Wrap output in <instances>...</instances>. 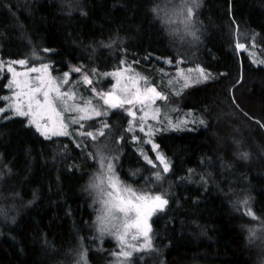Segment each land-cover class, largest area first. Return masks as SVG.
I'll use <instances>...</instances> for the list:
<instances>
[{
	"label": "trees",
	"instance_id": "1",
	"mask_svg": "<svg viewBox=\"0 0 264 264\" xmlns=\"http://www.w3.org/2000/svg\"><path fill=\"white\" fill-rule=\"evenodd\" d=\"M181 1L0 0V61L37 50L54 73L204 69L209 79L167 98L203 123L153 136L167 172L147 146L139 151L123 115L94 119L89 130L109 133L124 183L168 201L151 220L153 250L142 264H264V65L236 50L233 33L253 34L264 58V0H193L188 31L163 15ZM7 84L0 70V97ZM8 116L0 115V264H73L83 249L90 264H106L92 252L93 155Z\"/></svg>",
	"mask_w": 264,
	"mask_h": 264
},
{
	"label": "snow or ice",
	"instance_id": "2",
	"mask_svg": "<svg viewBox=\"0 0 264 264\" xmlns=\"http://www.w3.org/2000/svg\"><path fill=\"white\" fill-rule=\"evenodd\" d=\"M184 10L187 16L191 17L193 9L186 7ZM237 47L243 48L244 45L238 44ZM27 64L28 62L23 59L9 62L0 61V70L11 74L10 81L7 84V88L11 90V95L0 97V100L8 101L6 106L0 107V115L10 111L12 115L4 117L5 119H10L12 116L26 117L27 125L34 126L45 138L69 135V124H79L80 129H83L84 124L81 123L82 121L107 114L106 111H101L103 105H107L109 108H124L127 115L132 117L128 130L133 131V124L138 120L140 131L144 132L147 120L149 118L155 120L159 115V107H154L156 101L167 100V96L163 92L157 91L155 86L149 85L144 77L135 74L124 78L123 71L118 70L114 73L105 74L116 79L115 85L108 91H97L95 87L92 88L93 98L98 97L103 101V105L97 106L93 104L92 99L78 97L71 86L69 89L61 91V86L68 83L69 72H65L59 83H57L48 74V65L27 67ZM14 65H18L25 70L18 71ZM128 70H130V66H128ZM71 71L80 72L81 69L73 68ZM193 72L199 74L196 80L191 77ZM32 73L38 75L31 76ZM209 78V74H206L204 69L199 67L187 70L178 69L175 80H170L169 84H175L183 80V84L177 89V94H179L191 83H198ZM141 80H144L143 85L140 83ZM83 82L88 85L92 84V80L86 74L83 76ZM78 99L83 102H77ZM125 105L130 107L125 108ZM65 113H76V115L68 116L66 121ZM137 113L141 114L138 116ZM179 123L183 124L187 121H180ZM200 123H203V121H200ZM107 126V123L103 124V127L106 128ZM261 126L264 127V125ZM152 131L153 129L149 125L146 135L151 136ZM78 134L86 135L92 139L97 138V134L91 131H80ZM98 135H103V128L99 130ZM146 142L151 143L154 150L158 148V145L152 143L151 139ZM156 159L160 160L163 164V171L167 172L169 166L163 155L157 153ZM105 161L106 158L101 156L99 160L101 171L95 177L96 182L93 183L92 187L104 191L101 186L106 183L107 188H110L111 191L105 192L107 199L104 200V214L97 219L101 225V233L110 231L105 226L111 223V228L115 231H110V234H114L121 244L120 255L128 257L131 253L125 251L124 248L136 249L137 247L131 243L132 241L140 240L142 237L143 246L150 247L149 232L151 228L148 220L157 209L162 211L168 201L162 195L122 185L115 176L113 165ZM148 162L152 163L151 160ZM153 166L155 167V165ZM160 178V173L157 172L156 179L159 180ZM116 213L121 215L117 216Z\"/></svg>",
	"mask_w": 264,
	"mask_h": 264
},
{
	"label": "rangeland",
	"instance_id": "3",
	"mask_svg": "<svg viewBox=\"0 0 264 264\" xmlns=\"http://www.w3.org/2000/svg\"><path fill=\"white\" fill-rule=\"evenodd\" d=\"M62 1V0H60ZM174 5V6H173ZM186 7H191L193 9L192 15L191 17L187 16L186 11L184 10ZM165 9L168 12L167 14V22L169 21V23L172 25V27L174 29L177 30H181V31H186L188 29V26L192 25V22H194V5H193V0H183L181 2H179L178 4H173L171 3V5L169 6H165L163 9V15H165ZM237 29V30H236ZM188 31V30H187ZM234 45L236 47L237 51H243L245 53H247L253 60V62H255L256 64H261L264 65V58L260 57L257 53H256V45H255V37L253 34L248 33V32H244L243 30H239L238 27L234 28ZM238 44H242L244 45L243 48H238L237 45ZM36 52V53H34ZM28 59H24L28 62L27 67H40L42 64H46L43 58V52H38L37 50H33L29 55H28ZM9 62V61H8ZM163 63L165 65H168V61L167 60H163ZM18 71H24L25 69L20 68L18 65H14ZM73 68H80L81 71L80 72H73L71 71V69ZM200 68V67H199ZM48 69H49V75L55 79L57 81V83H59L60 79L64 76L65 72H69L70 73V77L68 80L67 84H63L61 86V91L67 90L69 89V87H72V90L75 91L77 93L78 97H83L84 99H92V102L94 105L97 106H101L103 105V101L101 99H99L98 97L93 98V94H92V88L95 87L97 91H108L113 85H115L116 83V79L113 78L112 76H106V73H114L116 71H123V76L124 78H127L128 76H132L135 74H139L140 77H144L147 81V83L151 86H155L157 88V91H161L163 92L164 95L167 96V98H171L174 95H179L177 94V89L180 88V86L183 84V80H180L178 83L175 84H169L170 80H175L176 78V73L177 70L180 69H175L174 71H168L166 69H158L155 71H146V70H142V69H138L135 66H130V70H128V66H123L121 69H117V70H111V71H106L100 74H95V73H89L88 71H85L83 68L81 67H71L69 70L62 72V73H54L52 72V69L49 67L48 65ZM189 69V68H187ZM184 69V70H187ZM195 69V68H193ZM206 73V72H205ZM88 75L89 78L92 80V84L88 85L85 84L83 82V76L84 75ZM207 74V73H206ZM38 75L37 73H32L31 76H36ZM198 73L193 72L191 73V77L193 80H196L198 77ZM11 78V74L8 73V83L10 81ZM141 85L144 84V80H141ZM193 83L190 84V86ZM186 89V88H184ZM183 89V91H184ZM11 95V90L7 88V94L6 96H10ZM5 106L7 105L8 101L5 100ZM77 102L82 103V100H77ZM130 107L129 105H125V108ZM154 107H159L160 111H159V115L157 117V119L153 120V119H148L146 124H145V131L141 132L140 128H139V121L137 120L136 122H134L133 126H134V130L133 131H129V124L130 122H132V117L127 115V112L125 111L124 108H109L107 105H103V107L101 108V111H106L108 115L111 112H117L121 115H123L124 117L127 118L126 123V129L127 132H129L132 135L133 140L137 143V147L139 148V151L143 152L145 151L146 146L149 148V150L152 152H154L155 157L157 156V153H159L157 151V149H153L152 148V144L151 143H147L146 141H148L149 139H151L152 143H154L153 141V136L155 134H157L158 132H160L161 130H171V131H175V132H180V131H186V130H194L196 129L201 123L200 121L201 118L190 111H186L185 113H181L179 112L178 108L174 105H172L171 103L168 102V100H157L156 104L154 105ZM9 112L10 115L11 112ZM191 115H188V114ZM141 113H137V115L139 116ZM70 115H76V113H65V120L67 121L68 116ZM106 115H101L99 117H93L92 119L89 120H85L82 121L81 123L84 124V128L80 129L79 124H69L68 127V132L69 135H60V136H66L69 137L71 139H73L76 144L82 147H85L87 149V151H89L95 160H93V162L96 164V170L93 171V173L91 174L90 178H91V182H90V186L92 188L93 193L95 194L94 197L96 198V226H97V230L96 233L97 235L94 236V244H95V248L92 249V252L94 253V260L97 261L98 263H102L103 258H108V262L106 264H134V262H136L137 264H142L143 261H145L149 256H151L152 254V250H153V245H152V228H151V220L154 217V215H156L159 211V209H157L149 218L148 223L150 225L151 231L149 232V239L151 242L150 247L149 246H143V238L141 237L140 240L137 241H132V244H135L137 247L136 249H133L131 247H125L124 250L128 251L131 253L130 256L128 257H124L122 255H120L121 253V244L119 242V240L116 238V236L114 234H110L111 232H114L115 230L111 228V223L107 224L105 227L108 228L110 231H105L103 233H101L100 228L101 225L98 223V217L104 214V209H105V204H104V200L107 199V196L105 195L106 191H111L110 188H107L106 183L104 185L101 186L102 189H104V191H101V189H97L92 187L93 183H95V177H97L100 174V157L103 156L106 158V163L110 162L113 165L114 168V173L115 176L118 178L119 182L122 185H127L126 183H124L118 176L117 172H116V168H115V162L117 159V153H116V149L114 148V144L108 143L109 142V137L107 135H109V133H105L103 135H98L97 130H89L91 127L92 121H94V119H98V118H103ZM16 117H20V116H16ZM24 118L27 121L26 117H21ZM180 121H187V123H179ZM151 126L153 131L151 133V136L146 135L147 130H148V126ZM178 125V126H177ZM40 136H42L43 138H45V136L41 135L40 132H38L34 126H31ZM80 131L83 132H88L91 131L94 134H97V138L96 139H92L91 137H88L86 135H80L78 134ZM52 137H57V136H51ZM161 154V153H159ZM162 155V154H161ZM164 157V156H163ZM165 159V158H164ZM157 160V164L160 168L163 169V164H161L159 159ZM166 161V159H165ZM167 162V161H166ZM129 186V185H127ZM155 194V193H153ZM159 195V194H157ZM117 216L121 215L119 213H116ZM107 242L110 245V249H105L106 247L104 246V243ZM83 249V248H81ZM77 258L75 259V262L73 264H90L89 263V256H88V252L87 250L84 251H80L79 253H77Z\"/></svg>",
	"mask_w": 264,
	"mask_h": 264
}]
</instances>
